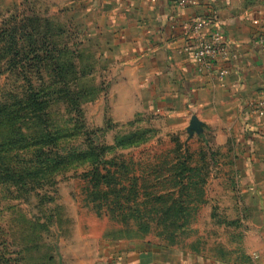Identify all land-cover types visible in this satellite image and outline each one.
I'll list each match as a JSON object with an SVG mask.
<instances>
[{
	"label": "rangeland",
	"instance_id": "rangeland-1",
	"mask_svg": "<svg viewBox=\"0 0 264 264\" xmlns=\"http://www.w3.org/2000/svg\"><path fill=\"white\" fill-rule=\"evenodd\" d=\"M79 11L0 0V176L23 175L0 185V264H98L137 242L241 248L240 192L217 187L234 179L214 172L229 163L214 131L190 138L194 113L185 124L149 106Z\"/></svg>",
	"mask_w": 264,
	"mask_h": 264
},
{
	"label": "crops",
	"instance_id": "crops-1",
	"mask_svg": "<svg viewBox=\"0 0 264 264\" xmlns=\"http://www.w3.org/2000/svg\"><path fill=\"white\" fill-rule=\"evenodd\" d=\"M55 5L66 13L80 9L91 42L125 64L133 85L150 96L149 106L167 108L185 124L194 113L205 132L214 131L222 150L217 155L229 161L214 172L234 179H220L217 187L240 192L234 204L246 225L238 250L209 256L137 242L103 250L98 263L264 264V115L253 116L248 107L264 96V0H198L185 10L173 0H53ZM194 16L209 18L226 49L215 67L202 72L186 50L184 26ZM205 111L214 118L204 119Z\"/></svg>",
	"mask_w": 264,
	"mask_h": 264
},
{
	"label": "built area",
	"instance_id": "built-area-1",
	"mask_svg": "<svg viewBox=\"0 0 264 264\" xmlns=\"http://www.w3.org/2000/svg\"><path fill=\"white\" fill-rule=\"evenodd\" d=\"M180 10L194 8L198 0H173ZM185 35L188 38L186 50L198 71L212 69L226 52L222 32L211 27V21L205 16H194L184 26ZM262 43V42H261ZM226 70H219V76L223 78ZM249 112L253 116L264 115V96L249 104ZM98 264H122L119 260H110Z\"/></svg>",
	"mask_w": 264,
	"mask_h": 264
},
{
	"label": "trees",
	"instance_id": "trees-1",
	"mask_svg": "<svg viewBox=\"0 0 264 264\" xmlns=\"http://www.w3.org/2000/svg\"><path fill=\"white\" fill-rule=\"evenodd\" d=\"M41 47H45V42L41 45ZM43 109V107H42ZM0 119H1V116H0ZM51 137L50 136H44L42 138H40L38 141L41 142V143H48V142H51ZM22 174H19L18 172L16 171H13L12 169L8 168L6 171H5V177H1L0 176V185H6V184H9V185H13V186H19L21 185V178H22ZM20 182V183H19Z\"/></svg>",
	"mask_w": 264,
	"mask_h": 264
},
{
	"label": "water",
	"instance_id": "water-1",
	"mask_svg": "<svg viewBox=\"0 0 264 264\" xmlns=\"http://www.w3.org/2000/svg\"><path fill=\"white\" fill-rule=\"evenodd\" d=\"M187 132L190 138H192L195 134L201 135L203 133V124L198 120L196 116L192 117Z\"/></svg>",
	"mask_w": 264,
	"mask_h": 264
}]
</instances>
